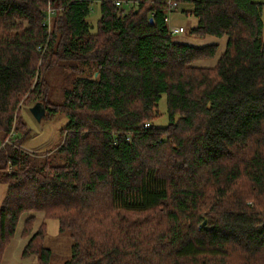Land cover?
I'll use <instances>...</instances> for the list:
<instances>
[{"label": "trees", "instance_id": "trees-1", "mask_svg": "<svg viewBox=\"0 0 264 264\" xmlns=\"http://www.w3.org/2000/svg\"><path fill=\"white\" fill-rule=\"evenodd\" d=\"M174 1L190 35L226 38L212 66L195 62L219 43L179 41L165 0H0V263L21 215L42 212L71 238L63 264H264V0ZM61 62L74 77L54 103L44 73ZM37 101L68 119L62 164L12 138ZM34 220L21 256L49 264Z\"/></svg>", "mask_w": 264, "mask_h": 264}, {"label": "rangeland", "instance_id": "rangeland-1", "mask_svg": "<svg viewBox=\"0 0 264 264\" xmlns=\"http://www.w3.org/2000/svg\"><path fill=\"white\" fill-rule=\"evenodd\" d=\"M92 11L88 16V21L92 25V31L96 28V21L99 18V3L94 2L91 5ZM191 8L190 4L180 3L177 8L170 12V22L172 24L183 25L186 28V31L180 34H176V38L184 43L202 46L208 43H219V51L216 54L218 56L219 52L224 49L226 38H215L213 36H206L204 38H197L188 33V30L196 24V18L187 13L185 10ZM51 19L48 24V28H51ZM263 29H262V41L264 48V12L262 15ZM215 55L214 58L201 63V65L212 66L217 59ZM96 74V73H95ZM74 77V72L67 66L65 62H61L58 65H55L49 68L44 73V78L47 85V93L50 101L54 103H61L64 99V90L71 86V81ZM34 104V103H33ZM22 105L21 114L26 123V129L19 130L12 135V138L18 137L21 139V143L16 144L20 149L26 150L30 153L37 154L39 156L51 155V163L53 164H62L64 160L59 157L55 151L61 141L63 140L64 134L62 133L65 128L68 119L62 113H49L46 112L41 119H36L30 111V107L33 105ZM158 110L162 114L158 117L154 123L158 126H163L167 123L166 116V97L163 94L158 103ZM23 132H27L26 135L22 136ZM22 136V138L20 137ZM8 139V137H7ZM4 140H1L0 143H4ZM6 191V184L0 181V203ZM34 215L35 220L33 221L32 233L38 229L40 225L45 227V235L43 239V245L50 248L52 251V257L49 264H63L70 256L71 250V238L68 232H61L58 229V221L55 218L45 217L42 212H27L23 213L19 218V221L16 226L15 234L12 236L8 242L4 253L1 258L0 264H37V259L34 254L23 257L21 256L22 249L27 241V238L21 237L20 231L22 229L23 222L25 219Z\"/></svg>", "mask_w": 264, "mask_h": 264}, {"label": "built area", "instance_id": "built-area-1", "mask_svg": "<svg viewBox=\"0 0 264 264\" xmlns=\"http://www.w3.org/2000/svg\"><path fill=\"white\" fill-rule=\"evenodd\" d=\"M138 0H113V4L117 7L129 8L135 6ZM167 4L166 13L164 19L168 25V29L173 34H180L184 31V28L181 25L172 24L170 22V12L179 6V3L174 0H165ZM53 14V10L48 8L46 13L43 16L42 24H49L50 18ZM5 142H9V138L5 140ZM4 142V143H5ZM4 143H0V148L3 146Z\"/></svg>", "mask_w": 264, "mask_h": 264}, {"label": "water", "instance_id": "water-1", "mask_svg": "<svg viewBox=\"0 0 264 264\" xmlns=\"http://www.w3.org/2000/svg\"><path fill=\"white\" fill-rule=\"evenodd\" d=\"M149 21L152 22L153 18L150 17ZM30 111L34 117L39 120L45 114L46 108L42 101H37L30 107Z\"/></svg>", "mask_w": 264, "mask_h": 264}, {"label": "crops", "instance_id": "crops-1", "mask_svg": "<svg viewBox=\"0 0 264 264\" xmlns=\"http://www.w3.org/2000/svg\"><path fill=\"white\" fill-rule=\"evenodd\" d=\"M218 55H219V54H218ZM216 56H217V55H216ZM217 57H218V56H217ZM209 60H210V59H209ZM206 61H208V60H198V61L195 62V64L200 66L201 63H204V62H206ZM215 61H216V59H215ZM214 63H215V62H214ZM214 63H213V64H214ZM213 64H212V65H213ZM201 66H205V65H201ZM209 66H210V65H209Z\"/></svg>", "mask_w": 264, "mask_h": 264}]
</instances>
